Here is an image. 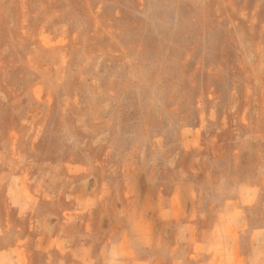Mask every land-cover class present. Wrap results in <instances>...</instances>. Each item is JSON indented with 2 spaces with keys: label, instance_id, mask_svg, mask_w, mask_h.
I'll list each match as a JSON object with an SVG mask.
<instances>
[{
  "label": "rangeland",
  "instance_id": "rangeland-1",
  "mask_svg": "<svg viewBox=\"0 0 264 264\" xmlns=\"http://www.w3.org/2000/svg\"><path fill=\"white\" fill-rule=\"evenodd\" d=\"M259 258L264 0H0V264Z\"/></svg>",
  "mask_w": 264,
  "mask_h": 264
},
{
  "label": "crops",
  "instance_id": "crops-1",
  "mask_svg": "<svg viewBox=\"0 0 264 264\" xmlns=\"http://www.w3.org/2000/svg\"><path fill=\"white\" fill-rule=\"evenodd\" d=\"M257 264H264V258H259V261L256 262ZM255 262H251V264H256Z\"/></svg>",
  "mask_w": 264,
  "mask_h": 264
}]
</instances>
